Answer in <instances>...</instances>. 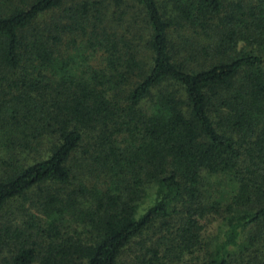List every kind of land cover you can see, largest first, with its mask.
<instances>
[{
	"label": "trees",
	"instance_id": "16d2710c",
	"mask_svg": "<svg viewBox=\"0 0 264 264\" xmlns=\"http://www.w3.org/2000/svg\"><path fill=\"white\" fill-rule=\"evenodd\" d=\"M204 171L236 185L213 245ZM156 226L131 264H264V0H0V264H121Z\"/></svg>",
	"mask_w": 264,
	"mask_h": 264
},
{
	"label": "rangeland",
	"instance_id": "374dc122",
	"mask_svg": "<svg viewBox=\"0 0 264 264\" xmlns=\"http://www.w3.org/2000/svg\"><path fill=\"white\" fill-rule=\"evenodd\" d=\"M238 0H225V3L234 2ZM241 2L253 4L256 2V0H239ZM72 37V36H71ZM175 37V36H174ZM66 48V47H65ZM73 50H65L68 51V53H71ZM145 58V60H144ZM143 60L146 63L147 68L150 67L151 64V54L149 52H146L143 55ZM165 90H174L175 93H177L178 97L184 99V93L181 88L170 87L167 83L164 85ZM236 185L234 181L229 176L224 175H211L207 173L206 171L201 173V179H200V185L199 190L201 193V196L204 200V203L210 205H220L219 212L210 213L207 215L204 220L201 222L204 225V233H203V239L206 243H211L212 245L217 242V240L220 237L221 231L224 227V216L226 215L224 209L225 205L229 203L230 198L232 194L236 191ZM154 190L153 188L147 189L148 199L146 202L142 205L143 209L146 207L153 199L154 197ZM20 219L19 215L17 213L13 214V210L11 209V212L4 216L3 223H6V225H19L20 222H18ZM157 226L154 227L150 231L146 232L143 236H141L137 241L133 242L132 245L126 249L124 252L121 264H131L135 262L136 254L139 255V251L141 249V246L143 247H155L158 244H161V236L163 233L157 232ZM247 234L243 236V238L246 237ZM149 257V256H148ZM183 262L179 264H192L196 263V254H187L182 260Z\"/></svg>",
	"mask_w": 264,
	"mask_h": 264
}]
</instances>
